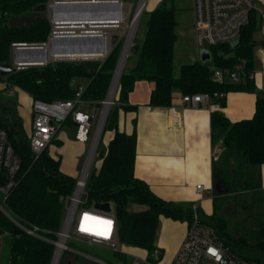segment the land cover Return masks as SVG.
Listing matches in <instances>:
<instances>
[{
	"label": "trees",
	"instance_id": "obj_1",
	"mask_svg": "<svg viewBox=\"0 0 264 264\" xmlns=\"http://www.w3.org/2000/svg\"><path fill=\"white\" fill-rule=\"evenodd\" d=\"M49 1L0 0V62L12 60V44L15 42L47 41L52 26L49 18L37 16L24 26L12 22L34 14L35 6ZM173 2L163 0L155 8L143 11V15L147 16L145 37L141 44L136 43L130 53L135 56V62L129 71H123L116 103L105 125V133L110 131L113 135L106 149L100 152L98 165L93 166L87 183L88 204H113L121 243L146 250L147 264L159 263L164 255V250L156 244L160 216L191 222L194 210L193 207L184 208L160 198L144 180L135 175L137 132L135 128L131 133L120 129L119 112L121 109L136 110V106L128 103V96L136 82H154L149 104L160 107L172 105L175 91L193 94L256 91L257 88L253 81L218 83L212 78L209 63L198 60L184 64L180 75H174L178 21ZM257 27V17L252 14L236 45L211 47L216 64L231 67L242 60L251 63L257 43ZM119 44V41L113 44L103 62L52 60L42 66H29L16 69L6 76L0 75V82L5 83V89L0 91L18 88L26 92L32 101L53 103L73 98L77 89L84 86L83 98L98 105L107 96L118 61ZM220 101L222 105L225 104V98ZM68 120L74 123L72 116ZM0 126L7 131L9 142L21 159L17 185L5 200L4 209H0V236L7 238L8 246L4 264H51L55 247L52 241L57 238L65 215L64 200L73 192L77 178L62 170V157H54L48 150L49 146L36 157L30 145V135L25 131L18 111L17 114L13 113L1 102ZM211 126L213 139L221 140L223 146L221 155L214 162V182H221L228 191L225 194L215 192L211 215L203 213L200 207L197 208L198 213L203 222L216 228L219 238L234 253L237 248H244L248 255H238L264 262L263 200H257L261 207L260 213L253 215L255 225L251 241L242 235H234L230 231L229 219L216 209L217 198L233 195L238 199L244 192L254 197L260 195V167L264 164V91L257 94L253 117L232 121L215 110L211 116ZM135 205L145 208L135 210ZM22 225L37 227L39 235L27 234ZM131 261L120 251H114V259L105 262L130 264ZM82 264L91 263L85 261Z\"/></svg>",
	"mask_w": 264,
	"mask_h": 264
},
{
	"label": "built area",
	"instance_id": "obj_2",
	"mask_svg": "<svg viewBox=\"0 0 264 264\" xmlns=\"http://www.w3.org/2000/svg\"><path fill=\"white\" fill-rule=\"evenodd\" d=\"M54 0L48 2L51 6ZM122 8L125 6L122 0ZM193 25L196 34V41L199 48L209 49L217 45H228L233 47L234 42H239L243 29L249 24L251 15L257 17L258 27L255 33L257 43L254 47V54L251 63L242 60L231 67L213 65L208 61L212 78L218 83H241L253 81L257 83L256 74L262 75L261 89L264 91V0H192ZM93 20L83 21H51V31L49 38L53 34L59 33H104L106 35L107 47L104 53L96 56L86 57H61L57 60H84L98 59L104 61L111 52L112 37L115 32L107 28L119 26L122 23ZM22 42L12 44L14 49ZM114 44V43H113ZM221 53V52H220ZM223 54V53H221ZM13 54H12V60ZM15 63V62H14ZM48 63V62H47ZM260 65L258 69L257 65ZM17 69L27 68L19 63H15ZM84 86H80L75 96L68 100H58L53 103H46L41 100L33 101L35 118L32 123L30 134V145L36 157H38L52 142L58 130L69 116H72L76 125V141L87 144V155L82 158L83 164L80 169V177L73 192L65 197V215L61 229L57 232V238L52 241L54 244V256L52 264H60L64 252L69 249L68 241L71 238L83 239L89 243L100 244L111 248L115 252L122 250V243L118 234V222L113 204L112 210L104 211L88 204L87 183L97 157L93 149L92 161H89L93 148L95 132L92 127L95 117L98 115V107L89 111L86 107L91 103L83 98ZM229 92H198L193 94H183L181 99L184 103L194 107H207L212 110H219L222 106L220 99L226 98ZM92 105V104H91ZM96 131V130H95ZM21 169V159L9 142L7 131L0 126V194L2 201L0 209H4L5 200L17 185L18 174ZM198 193L204 191V185L196 186ZM214 195V192H211ZM198 206L193 207V218L185 237L170 264H198L205 260L207 264H264L262 261L249 260L234 253L219 238L216 228L202 221ZM30 235L38 236L39 229L35 226H21ZM2 236H0V259ZM89 256V255H88ZM90 257V256H89ZM102 264V260L97 259ZM130 264H147L140 257H133Z\"/></svg>",
	"mask_w": 264,
	"mask_h": 264
},
{
	"label": "crops",
	"instance_id": "obj_3",
	"mask_svg": "<svg viewBox=\"0 0 264 264\" xmlns=\"http://www.w3.org/2000/svg\"><path fill=\"white\" fill-rule=\"evenodd\" d=\"M255 84L256 91H230L225 98V104L218 111L232 121L253 117L257 94L263 91L258 83ZM154 86L153 81L138 80L128 96V103L136 106V110L121 109L119 112L120 129L131 133L135 128L137 132L135 175L144 180L160 198L180 204L184 208L196 205L203 213L211 215L214 211V195L211 192L215 194L214 162L223 151L222 141H215L212 136L211 116L215 110L184 103L181 99L183 93L180 91L174 92L171 106H152L149 101ZM22 92L30 104L31 97ZM32 113L31 109L18 106V114L29 135L35 118V114ZM73 126L75 134V123ZM107 134L108 145L113 133L109 131ZM73 156L74 161H78L79 154ZM260 176L259 197L263 200L264 213V164L260 167ZM198 184L204 185L202 193H198L196 189ZM136 206L142 208H134L135 210L145 208L143 205L134 207ZM188 226V220L160 216L156 244L164 250V255L157 264H170L173 261ZM135 249H139V255L133 257H140L145 261L146 250ZM102 262L107 264L103 260Z\"/></svg>",
	"mask_w": 264,
	"mask_h": 264
},
{
	"label": "rangeland",
	"instance_id": "obj_4",
	"mask_svg": "<svg viewBox=\"0 0 264 264\" xmlns=\"http://www.w3.org/2000/svg\"><path fill=\"white\" fill-rule=\"evenodd\" d=\"M124 2H125V8H124V18L122 20V23L119 26L107 28L115 33H122L129 26L137 10L139 0H124ZM162 2L163 0H146L144 10L146 9L151 10L152 8H155L157 5L161 4ZM173 3L176 8V17L178 21L176 28L178 34V42H176L175 44V56H174V75L177 77L180 75L182 65L194 62L193 57L195 58L199 57V48L194 33L195 29L193 25L192 0H174ZM143 13L144 12H142L137 29H135L134 32L130 53L135 48L136 43L141 44L145 37L147 16L146 14L143 15ZM125 41H127V32L119 40L120 44H119L118 60L120 58ZM77 60L85 61L84 59L81 58ZM93 60L101 61L98 59H93ZM134 62H135V56L133 54L131 55L129 54L125 65L126 69L124 70L129 71L133 66ZM210 63L216 65L215 59L213 58V60L210 61ZM257 67L258 69H260L259 63ZM256 80L260 88L262 85V75L260 73L256 74ZM1 87H3L2 89H5L4 82H0V88ZM0 93H1L0 102L3 105L5 104L6 108L10 109L13 113L17 114L18 106L21 105V106H25L28 109H31L33 112L32 114H35L33 110V101L31 100L29 104L27 100L28 99L27 96L18 88H12L2 92L0 91ZM86 100L89 101L88 99ZM90 102L91 103L89 104V106L86 107L89 111H92L94 107H98L99 109L98 115L95 117L93 122L92 133H94L95 130H97L99 121L101 120L102 111H103V101L98 105L92 101ZM115 103L112 105V107L115 105ZM107 137L108 134L107 132L105 133V128H104L97 157L93 165L94 167L98 165V160H99L98 157L100 152L106 149L107 147ZM54 138L55 139H53L49 145L48 148L49 152L56 158L58 156L62 157L61 168L64 172L71 174L76 178H79L81 171L78 170V162L80 158L85 157L87 155V149L89 143L80 144L74 141L76 140L74 134V126L70 120L66 121V123H63V126L58 130ZM76 154H79L78 161H74L73 155ZM259 198H260L259 196L254 197L252 196V194L248 192H244L238 197V199L235 198L233 195H229L225 198L216 199L217 212L229 219L230 231L234 235L236 236L242 235L246 237L249 241H251L254 238L253 228L255 223L253 222V215L256 212L260 213L261 205L259 202H257ZM1 201H2V196L0 194V202ZM133 208L139 209L142 207L136 206ZM6 241L7 238L6 237L3 238L0 264H4L7 258L8 246ZM68 247L69 249H67L64 252L60 264H68V263L82 264L85 261H88L91 264H97L100 262H98L95 258L101 259L103 261L114 259V251L111 248L100 244L89 243L88 241L83 239H75V238L69 239ZM138 251L139 249L132 248L131 246L122 243V250L120 251V253L125 254L127 260L130 262L134 255H139ZM235 252L240 255H248L247 249L244 248H237ZM198 264H207V263L205 260H201Z\"/></svg>",
	"mask_w": 264,
	"mask_h": 264
},
{
	"label": "water",
	"instance_id": "obj_5",
	"mask_svg": "<svg viewBox=\"0 0 264 264\" xmlns=\"http://www.w3.org/2000/svg\"><path fill=\"white\" fill-rule=\"evenodd\" d=\"M122 4H123L122 0H54L51 6H49L48 3H42L35 6L34 14L25 16L19 21H13L12 24L17 23L20 26H24L27 23L32 22V20L35 19L37 16L49 18L55 22L97 20V21H107V22L117 23L122 19L121 18V12L123 11ZM144 7L141 9V11L138 14L136 29L139 24ZM124 33L125 30L122 33H115L112 37V43L118 42L121 39V37L124 35ZM236 44L237 42H234L233 46ZM106 47H107V40H106V35L104 33H78V34L59 33V34H53L49 38L47 43H28V44L18 45L13 51V60L15 63H19L20 65L26 67L42 66L45 65L47 62H50L52 60H57L58 58L61 57H67V55H71V54H77V53L101 54L106 51ZM130 50L131 49L128 50V53L124 59V64L121 68V72L116 83L112 100L109 101L110 104L106 110V119L104 121L101 135L98 142L96 143L94 152H96L99 148L101 137L105 128V123L107 121L110 109L112 105L115 103L114 99L120 83V79L122 77L126 65V61L130 54ZM122 55H123V49L120 58L118 60L115 72L113 73V77L109 86L107 96L103 101L102 113L106 108L109 99V94L113 85V81L115 79L120 62L122 60ZM193 59L194 61L198 60L203 63H206L212 59V54L209 49H201L199 58L193 57ZM14 62L13 61L0 62V75L6 76L14 72L17 69V66L15 65ZM82 164H83V160L81 159L80 162L78 163V170L81 169ZM215 192L218 194H224L227 192V189L222 187L221 182H216ZM94 207L104 211L112 210L110 202H97L95 203Z\"/></svg>",
	"mask_w": 264,
	"mask_h": 264
},
{
	"label": "bare ground",
	"instance_id": "obj_6",
	"mask_svg": "<svg viewBox=\"0 0 264 264\" xmlns=\"http://www.w3.org/2000/svg\"><path fill=\"white\" fill-rule=\"evenodd\" d=\"M145 4H146V0H139L135 15L133 16V19H132L131 23L129 24V26L125 29V33L127 32V41H125V44H124L122 60L120 62L118 71H117L115 79L113 81V85H112V88H111V91H110V94H109V99H108L106 108H105L104 112L102 113L101 120H100L98 129L96 131V134H95V137H94V140H93V148H92V152L90 153L88 162L92 161V154H93V151H94L93 149L95 148L96 143L98 142V140L100 138L102 127H103L104 121L106 119V110H107V108L109 107V104H110L109 101L112 100V96L114 94L116 83H117L118 77L120 75L121 68H122V66L124 64V59H125V57H126V55L128 53V50L131 49V46H132V40H133L134 32H135V29H136V25H137L138 14L141 11V9L145 6ZM124 8H125V6H123V11L121 12V18L122 19L124 18ZM92 22L98 23V22H101V21L93 20ZM96 55H99V54H97V53H91V54L77 53V54L67 55V57H70V58L71 57H77L78 58V57H83V56H96Z\"/></svg>",
	"mask_w": 264,
	"mask_h": 264
}]
</instances>
